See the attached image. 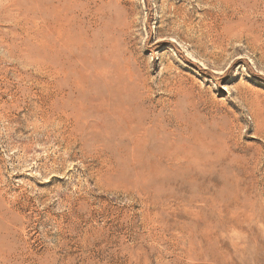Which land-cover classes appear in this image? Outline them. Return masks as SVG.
<instances>
[{
	"label": "rangeland",
	"instance_id": "1",
	"mask_svg": "<svg viewBox=\"0 0 264 264\" xmlns=\"http://www.w3.org/2000/svg\"><path fill=\"white\" fill-rule=\"evenodd\" d=\"M234 1L256 46L198 37L211 0H0V264H264V0Z\"/></svg>",
	"mask_w": 264,
	"mask_h": 264
},
{
	"label": "bare ground",
	"instance_id": "2",
	"mask_svg": "<svg viewBox=\"0 0 264 264\" xmlns=\"http://www.w3.org/2000/svg\"><path fill=\"white\" fill-rule=\"evenodd\" d=\"M187 1V0H186ZM232 1H234V0H232ZM232 1L231 0H211V3L210 4H212V6L215 8V9H212V10H207V11H203L204 12V16H205V18L203 19V21L201 22V24H200V28H201V33L202 34H200L201 36H198V37H202V39L203 38H206L207 40L209 39V40H214V41H217V40H215L216 38V36H218V35H220V34H223L224 33V30H228V29H230L229 30V32L231 33V35H230V37H233V38H235V42L237 43V41L239 40V41H241L242 43L244 42L247 46L248 45H250L251 46V44H254L255 42V40H257L256 39V37H254V35H252L251 34V31H250V33L249 32H247V31H244V30H240L239 28L237 29L236 27H238V26H241L240 25V22L243 20H240L241 18H244V17H248V15L246 16V15H243V13H241L236 7H233V3H232ZM11 2V1H10ZM61 2V1H60ZM201 2V1H200ZM203 2V1H202ZM235 2V1H234ZM262 2V1H261ZM4 4H5V2H3ZM2 3V4H3ZM12 3V2H11ZM51 3V2H50ZM198 3V2H197ZM6 5V4H5ZM16 5V4H15ZM47 5V4H46ZM53 5V4H52ZM181 5V4H180ZM2 6V5H1ZM44 6V5H43ZM56 6V5H55ZM69 6V5H68ZM71 6V5H70ZM185 6V5H184ZM236 6V5H235ZM54 7V6H53ZM1 8H3V7H1ZM50 8V7H49ZM179 8V7H178ZM178 8H176V9H178ZM181 8H183V7H181ZM4 9H5V7H4ZM61 9H62V7H61ZM68 9H69V7H68ZM173 9H175V8H173ZM175 9V10H176ZM203 9V8H202ZM3 10V9H2ZM182 10V9H181ZM201 10V9H200ZM67 11V10H66ZM172 11V10H171ZM178 11H179V9H178ZM178 11H173V13L172 14H174L175 16H180L182 19H183V22L181 23L182 25H183V23H185L184 21V12H178ZM199 11V10H198ZM162 12V11H161ZM169 12H170V10H169ZM194 12H197V11H194ZM194 12H192V13H194ZM260 12V11H259ZM8 13V12H7ZM10 13V12H9ZM51 13V12H50ZM166 13V12H165ZM2 14V13H1ZM11 14V13H10ZM13 14V13H12ZM71 14V13H70ZM238 14H241L242 16L241 17H238V16H240V15H238ZM264 14V13H263ZM4 15V14H3ZM187 15H188V12H187ZM195 15V14H194ZM250 15V14H249ZM261 15V14H260ZM10 16H12V15H10ZM167 16V15H166ZM171 16H173V15H171ZM190 16V15H189ZM202 16V15H201ZM4 17V16H3ZM62 17V16H61ZM168 17V16H167ZM197 17V16H196ZM199 17V16H198ZM5 18H7L6 17V14H5ZM16 18V17H15ZM174 18V17H173ZM186 18H187V16H186ZM261 18H263L262 16H261ZM176 19V18H175ZM192 18H190V19H188V21L189 20H191ZM200 19V18H199ZM253 19V18H252ZM260 19V18H259ZM258 19V20H259ZM7 20V19H6ZM168 20V19H167ZM77 21V20H76ZM173 21V20H172ZM186 21H187V19H186ZM262 21H264V20H262ZM79 22V21H78ZM191 22H192V20H191ZM186 23H188V22H186ZM173 24V23H172ZM176 25H177V23H175ZM174 25V24H173ZM187 25V24H186ZM190 25V24H189ZM194 25V24H193ZM226 25L228 26V25H231V27L230 28H227L226 27ZM264 25V24H263ZM175 26V25H174ZM262 26V25H261ZM187 27H188V25H187ZM186 26H185V28H187ZM189 27H191V26H189ZM189 27H188V29H189ZM197 27V26H196ZM27 28V27H26ZM177 28V27H176ZM29 29V28H28ZM172 29V28H171ZM180 29H181V27H180ZM253 29V28H252ZM254 30H257V29H254ZM258 30H259V28H258ZM260 30H262V29H260ZM30 31V30H29ZM35 31V30H34ZM172 31V30H171ZM177 31V30H176ZM37 32V31H36ZM174 32V31H173ZM193 32V31H192ZM200 32V31H199ZM254 32H257V31H254ZM35 33V32H34ZM184 33V32H183ZM177 34V33H176ZM187 34V33H186ZM188 34H189V32H188ZM199 34V33H198ZM197 34V35H198ZM260 34V33H259ZM263 34H264V32H263ZM28 35H31V31H30V34H28ZM257 35V34H256ZM190 37H191V34L189 35ZM222 36V35H221ZM226 36H228V35H226ZM260 36V35H259ZM262 36V35H261ZM26 37V36H25ZM24 37V38H25ZM31 37H33V36H31ZM229 37V36H228ZM20 38H23L22 36L20 37ZM29 38V37H28ZM221 38H223V37H221ZM220 38V39H221ZM61 39V38H60ZM89 39V38H88ZM191 39V38H190ZM193 39H194V37H193ZM197 39V38H196ZM227 39V38H226ZM225 39V40H226ZM4 40V39H3ZM34 40V39H33ZM200 40V39H199ZM199 40H197V42L199 41ZM224 40V39H223ZM38 41V40H37ZM201 41H203V40H201ZM205 41V40H204ZM228 41V40H227ZM231 41H232V39H231ZM238 41V42H239ZM249 41H250V43H249ZM4 42V41H3ZM31 42H33V41H31ZM35 42V41H34ZM223 42V41H222ZM230 42V41H229ZM5 43V42H4ZM7 43V42H6ZM9 43V42H8ZM214 43V42H213ZM219 43V42H218ZM221 43V42H220ZM228 43V42H227ZM24 44V43H23ZM37 44H39L38 42H37ZM45 44V43H44ZM208 44V43H207ZM224 44V43H223ZM232 44V43H231ZM230 44V45H231ZM260 44V43H259ZM16 45V44H15ZM41 45V44H40ZM205 45V44H204ZM219 45V44H218ZM225 45H227V44H225ZM245 45V47H247ZM262 45V44H261ZM18 46V45H17ZM206 46V45H205ZM212 46V45H211ZM215 46V45H214ZM213 46V47H214ZM228 46V45H227ZM254 46H256V43H255V45ZM40 47V46H39ZM220 47H222V46H220ZM243 47V46H242ZM258 47H260V46H258ZM5 48V47H4ZM3 48V49H4ZM41 48V47H40ZM44 48V47H43ZM52 48V47H51ZM54 48V47H53ZM52 48V49H53ZM205 48V47H204ZM216 48V47H215ZM226 48V47H225ZM231 48V47H230ZM248 48V47H247ZM252 48V47H251ZM250 48V49H251ZM6 49V48H5ZM48 49H50L49 47H48ZM205 49H207V46H206V48ZM210 49V48H209ZM218 49V48H217ZM221 49V48H220ZM223 49V48H222ZM229 49V48H228ZM253 49V48H252ZM254 49H255V47H254ZM6 50H8V49H6ZM208 50V49H207ZM210 50H212V49H210ZM209 50V51H210ZM214 50H216V49H214ZM213 50V51H214ZM233 50V49H232ZM256 50V49H255ZM264 50V49H263ZM43 51H45V50H43ZM222 51V50H221ZM224 51V50H223ZM261 51H262V49H261ZM261 51L259 52V53H261ZM217 52V51H216ZM254 52H257V51H254ZM213 53V52H212ZM218 53V52H217ZM225 53V52H224ZM226 53H228V52H226ZM264 53V52H263ZM262 53V54H263ZM210 54H211V52H210ZM261 54V55H262ZM5 55V54H4ZM220 55H222V54H220L219 53V55L218 56H220ZM224 55H226V54H224ZM228 55V54H227ZM263 56V55H262ZM261 57V56H260ZM216 58V57H215ZM219 58V57H218ZM263 58V57H262ZM214 59V58H213ZM220 60V59H219ZM36 61V60H35ZM262 61V60H261ZM26 63L27 62H25V65H26ZM37 65H39L38 63H36ZM42 65H44V64H42ZM27 66H29V65H27ZM31 66V65H30ZM47 66V65H46ZM44 67V66H43ZM43 67L41 68V69H43ZM45 68V67H44ZM48 68V67H47ZM46 69V68H45ZM35 70V69H34ZM38 70V69H37ZM36 70V71H37ZM40 70V69H39ZM53 70V69H52ZM65 70V69H64ZM45 71V70H44ZM51 72V71H50ZM50 72H49V74H50ZM48 73V72H47ZM53 74V73H52ZM57 75V74H56ZM101 75V74H100ZM45 76V75H44ZM48 76V75H47ZM65 76V75H64ZM103 76V75H102ZM60 77V76H59ZM53 79V78H52ZM48 80V79H47ZM49 80H51V79H49ZM54 80V79H53ZM49 82V81H48ZM53 82V81H52ZM47 83V82H46ZM54 84V83H53ZM55 85V84H54ZM46 86H48V84L46 85ZM53 86V85H52ZM40 88V87H39ZM45 88V87H44ZM46 89V88H45ZM51 89V88H50ZM85 89V88H84ZM36 90V89H35ZM44 91V90H43ZM47 91V90H46ZM52 92V91H51ZM47 93V92H46ZM45 94V93H44ZM48 94H50V93H48ZM59 94V93H58ZM42 95V94H41ZM51 95V94H50ZM49 95V96H50ZM52 95H53V92H52ZM62 95V94H61ZM60 95V96H61ZM43 96V95H42ZM45 96V95H44ZM48 96V97H49ZM57 96V95H56ZM39 97V96H38ZM62 98V97H61ZM14 99V98H13ZM44 99V98H43ZM30 100V99H29ZM39 100V99H38ZM45 100V99H44ZM54 100V99H53ZM41 101V100H40ZM62 101V100H61ZM41 103V102H40ZM42 104V103H41ZM62 105V104H61ZM54 106V105H53ZM37 107V106H36ZM48 107V106H47ZM48 109H50V106H49V108ZM132 109V108H131ZM54 110V109H53ZM62 110V109H61ZM65 110V109H64ZM43 111V110H42ZM52 111V110H51ZM146 111V110H145ZM44 114V113H43ZM62 115V114H61ZM57 116V115H56ZM171 116V115H170ZM169 116V117H170ZM63 117V116H62ZM67 117V116H66ZM168 117V118H169ZM47 118H48V116H47ZM46 118V119H47ZM61 118V117H60ZM59 118V119H60ZM151 118V117H150ZM171 118V117H170ZM172 119H173V121H174V118L172 117ZM36 120V119H35ZM61 120V119H60ZM64 120V119H63ZM70 120V119H69ZM160 120V119H159ZM171 120V119H170ZM58 122H59V120H58ZM57 122V123H58ZM65 123H67L66 121H64ZM176 122V121H175ZM64 123V124H65ZM59 124V123H58ZM180 124V123H179ZM37 125V124H36ZM54 125V124H53ZM63 125V124H62ZM72 125V124H71ZM151 126V125H150ZM176 126V125H175ZM52 127V126H51ZM73 127V126H72ZM104 127V126H103ZM37 128V127H36ZM49 128V127H48ZM34 129V128H33ZM65 130V129H64ZM43 131V130H42ZM46 131V130H45ZM58 131V130H57ZM167 131V130H166ZM165 131V132H166ZM40 132V131H39ZM159 132V131H158ZM261 132V131H260ZM46 133V132H45ZM55 134V133H54ZM45 135V134H44ZM52 138V137H51ZM39 139V138H38ZM57 139V138H56ZM63 139V138H62ZM64 140V139H63ZM37 142V141H36ZM46 142V141H45ZM62 143V142H61ZM73 146V145H72ZM70 148V147H69ZM66 151V150H65ZM262 152V151H261ZM258 155V154H257ZM259 157V156H258ZM260 159V158H259ZM261 160V159H260ZM109 161V160H108ZM241 161V160H240ZM259 161V160H258ZM263 162V161H262ZM59 163V162H58ZM57 163V164H58ZM254 166H256V165H254ZM258 167V166H257ZM259 199V198H258Z\"/></svg>",
	"mask_w": 264,
	"mask_h": 264
}]
</instances>
